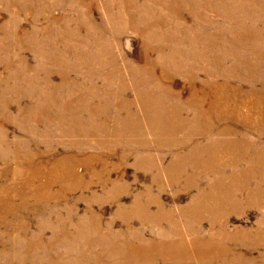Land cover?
<instances>
[{
    "label": "bare ground",
    "instance_id": "obj_1",
    "mask_svg": "<svg viewBox=\"0 0 264 264\" xmlns=\"http://www.w3.org/2000/svg\"><path fill=\"white\" fill-rule=\"evenodd\" d=\"M133 1L134 5L129 0H118V19L133 21L134 17L128 12L135 13L136 5L147 10L143 0ZM153 1L158 5H153V18L145 27L153 36L143 37L153 42V48L143 44L140 56L143 58L133 64L124 63V68H135L139 77L141 75L147 81L127 84L126 70L112 71L110 67L116 61L104 62L101 58L99 48L109 40L103 37V32L93 28L91 13L97 7V0H0V9L8 16L0 26V64L4 72V78L0 72V115L3 120L16 123L32 138L40 135L42 139H35L32 145L42 142L46 148L37 153L38 156L48 154L52 146L60 143L69 148L47 168L35 160V154L29 153L27 148V153L21 158L22 141L8 139L0 127V161L7 163V159L13 157L24 165L25 160L27 174L21 186L42 189V195L31 197L47 205L51 200L66 198L71 191L89 190L93 179L105 187L110 184L108 175L103 179L100 173H92L89 180H85L75 170L80 162L77 156L98 149L84 158L85 164L99 162L104 156L116 152L119 159L127 160L139 152L151 153L150 141L153 161L146 158L145 164L141 161L138 167L151 169L153 165L152 182L158 192L163 191L166 185L182 184L185 190H200L198 195L194 193L187 205L177 212L167 209L158 195H153L144 204L135 198L133 212L140 215L142 221L152 223L156 229L167 225V229H161L155 238L148 240L139 232H130L126 236L124 231H114L110 222L102 226L96 217L88 220L89 233L80 228L79 221L72 226L74 214L69 208L61 217L55 213L58 208L51 207L47 216H55V222H44L40 229L42 232L50 229L51 236L47 241L40 235L24 245L12 240L16 244L13 249L23 248L25 251L32 247L41 253L40 262L26 252L19 255L17 262L2 253L0 264H25V261L33 264H257L250 251L264 248V218L256 223L255 229L240 231L228 228V216L251 207L261 209L264 214V145L257 146L256 142L243 138L235 139V131L230 125L233 119V86L229 84L228 77L223 83L218 81V76L229 74V70L222 66L217 70L205 68L203 75L210 79L209 82H204L199 73L197 76L188 73L200 70L195 64L187 63L193 50L168 51V39L163 33L169 30L170 25L163 21H167L169 13L163 9L160 0ZM105 5L111 13L112 2ZM56 7L68 8L69 12L53 16L51 10ZM189 9L196 25L220 23L218 27L229 31L226 37H221L222 41L245 38L241 32L246 28H252L248 39L260 41L262 38L256 35L257 31L264 36L262 0L238 1L236 6L208 2L203 6H189ZM162 10L166 15L159 13ZM168 10L173 15L171 23L188 26L182 20L181 11L170 7ZM257 14L263 17L254 23L255 28L254 24L246 25L245 20L253 21ZM22 15L30 17L32 27L29 30L15 23L21 22ZM73 17L85 29L70 28ZM67 29L64 41L60 40L58 34ZM145 29L141 28L139 34L144 36ZM234 31L237 32L235 37L231 35ZM176 42L179 45L187 43L181 39ZM112 45L115 54L112 57L115 58L121 52L118 42ZM25 51L31 53L35 64L29 62ZM71 54L74 62L59 64L57 56L62 55L61 59L69 60ZM228 56L222 55L220 61ZM196 59L198 56H194ZM213 73H217V78L213 79ZM54 74L59 77L58 83L53 82ZM173 74L185 75L189 84L187 98L182 99L181 93H175L171 86L165 84ZM129 86L136 91L131 100L127 98ZM151 86L153 93L149 92L152 91ZM12 104L15 115L10 112ZM139 123H148L146 134L150 136L149 140L145 139V130L139 128ZM171 123H186V127L184 124V127H170ZM40 125L44 128L42 132L38 131ZM245 128L250 127L245 125ZM255 131L263 137L264 123ZM92 137L93 143L89 141ZM10 147L14 150H9ZM105 148L108 149L107 154L103 150ZM17 172L24 173L22 170ZM162 175L167 177L166 182L161 181ZM203 184L207 186L205 189ZM53 185L57 186L56 192L51 191ZM3 188L0 187L2 204L9 199L8 195L1 198ZM27 197L22 199L23 203ZM150 203L155 205L153 212L150 211ZM8 213L14 214L12 223L4 219ZM123 213L125 211L119 216H124ZM16 214L15 210L3 209L0 225L7 229L18 223L21 233L23 224ZM204 221L208 224L207 230L202 228ZM126 224V231L131 230V223ZM70 226L73 229L68 234L60 230ZM1 232L0 243L6 244L5 239L1 240L5 238ZM60 248L62 253L57 252ZM241 249L248 250L247 255L240 252ZM261 260L264 264V255Z\"/></svg>",
    "mask_w": 264,
    "mask_h": 264
},
{
    "label": "rangeland",
    "instance_id": "obj_2",
    "mask_svg": "<svg viewBox=\"0 0 264 264\" xmlns=\"http://www.w3.org/2000/svg\"><path fill=\"white\" fill-rule=\"evenodd\" d=\"M163 4V9L167 12L168 17L167 21H163L170 25L168 31H164V38L168 39V51L170 49H178V50H193L192 58L188 59V62L195 64L198 69L202 70H193L188 73L196 74L199 73V77L203 79L204 82H209L210 79L203 75L205 68H212L217 70L219 67H224L229 70V74L218 76V81L223 83L224 78L228 77L229 84L233 86V103H232V121L230 125L233 127L235 131V139H245L256 142L257 146L264 145V136L259 137L255 131L256 127H259L264 123V36L257 31L256 35L261 36V40L248 39L252 32V28L249 30L244 29L241 34L243 37L240 40L230 39L222 41L221 37H226L229 31H225L220 26L214 24H206L200 23L195 24V20L193 18V14L189 11V6L198 7L203 6L204 4L211 2L216 5H222L229 3L232 6H236L238 1L249 2V0H160ZM253 1V0H251ZM111 3V13L105 8V3ZM131 4H135L133 0H129ZM143 2L147 5V10L141 9L136 5V12H128V15H132L134 17L133 21L128 20L127 18H119L118 15L120 13L117 12L119 7L118 0H97V7L91 13L93 28L96 31L103 32V37L108 38L109 42L107 44L102 43L101 45V58L104 62H113L111 65L112 71H118L125 69L128 75L125 80L127 84H131L132 81H136L137 83L144 80L143 77L136 72L135 68H124L125 64L136 63L139 61L140 56L143 53V44L149 47V49L153 48V42L150 43L146 41L143 37L153 36V34L145 29L147 25L150 24L153 15V5L155 6V2L153 0H143ZM154 2V3H153ZM264 4V0H262ZM158 5V4H156ZM173 9L175 11H181L184 22L188 26H181L171 23L170 21L173 18V15L170 14L168 8ZM105 8V9H104ZM104 9V10H103ZM234 9V8H232ZM162 10L159 13L162 15H166V12ZM69 12L68 8L64 7H56L52 8L51 14L53 16H59L61 13L67 14ZM108 15L106 18L105 13ZM155 15V14H154ZM10 16V14H9ZM20 17V23L15 22L16 24L22 25L26 30H29L32 27V22L30 17ZM262 14H257L253 21L250 19H246V25H251L259 22V18H262ZM8 18L7 13L0 9V26L2 23L6 21ZM95 18V19H94ZM163 18V17H161ZM165 19V18H163ZM95 20V21H94ZM215 20V18H214ZM136 21V22H135ZM97 22V24H95ZM188 22V23H187ZM193 23V24H190ZM190 25V26H189ZM254 24V28H255ZM70 28L74 29H85L82 23H78L74 21L70 26ZM145 29V35H140L139 30ZM185 28V29H184ZM224 32H223V31ZM68 33V29L59 35V39L64 41L65 35ZM264 33V32H263ZM232 36H236L237 32L234 31L231 33ZM142 36V37H141ZM150 38V37H149ZM142 39L145 42H142ZM181 39L187 41L184 45H179L176 40ZM194 39V42L191 41ZM52 40V39H51ZM173 40H175L173 42ZM118 42L119 51L121 52L119 56H114L113 45L112 43ZM63 46L61 45V49L63 51ZM48 50L51 48H47ZM185 52V51H184ZM26 58L29 60L31 64H35V60L29 51L24 52ZM229 54L227 58H225L222 62L220 58L222 55ZM63 55V54H62ZM62 55L57 56L59 58V64L69 63L71 61L74 62L73 55L69 56V60L61 59ZM194 56H198V59L194 60ZM260 56V57H259ZM54 63V62H53ZM17 67L19 66V62L16 63ZM261 67V68H260ZM0 72H3V67L0 64ZM212 72V71H211ZM214 72V71H213ZM233 72V74H232ZM240 72V73H239ZM235 74V75H234ZM213 79L217 78V73H213ZM4 78V72L1 75ZM174 77V78H173ZM53 82L58 83L59 77L54 74L52 76ZM124 78V77H121ZM171 86L172 91L175 93H181V98H187L189 94V84L185 78V75L181 74H173L169 80L165 82ZM253 84V85H252ZM147 85V84H146ZM151 90L149 92L153 93V86H151ZM128 99L131 100L133 93H136L135 89H131V86L128 88ZM34 98L35 95H34ZM10 99L13 101L14 98ZM24 100V99H23ZM24 104V103H23ZM39 104V103H38ZM10 108V112L12 115H15L16 110L14 108V104H12ZM141 125L142 131L145 130V139L149 140L150 136L146 134L147 127H149L148 123H139ZM186 127V123H171L170 127L176 125L178 127ZM148 125V126H147ZM249 126L250 128H245ZM0 127L6 133L7 138L10 140H14V138H18L22 141L23 144V153L21 152L23 158V154L29 153L35 154L34 159L41 162L45 167H50L52 165V161L56 158H59L65 154L66 149H69L65 143H60V145L52 146L51 150L48 154H43V156H38L37 153L43 152L46 148L44 143L35 144V139H40V135H36V137L29 136L28 132L23 133L17 124L11 121L3 120L0 115ZM38 131H43V126L40 125L38 127ZM245 128V129H244ZM20 137V138H19ZM51 139V137H49ZM94 137L90 138L89 141L91 143L94 142ZM17 139V140H18ZM42 139V138H41ZM79 140V138L77 137ZM68 139L65 140V142ZM73 140V139H71ZM31 141V142H30ZM28 143L27 147L24 145ZM149 147L151 146V153L142 154L139 152L138 154L130 155L127 160L119 159V154L116 152L115 154H109V156H104L100 161L102 162H92L85 164L84 158L88 156L89 153H94V151L98 149L91 150L89 153L85 152L78 157L79 163L75 167V170L82 174L85 180H89V176L92 173H100L103 175V179H105V175H108L109 179L106 187L103 186L98 180L93 179L92 184L89 190H74L67 193L66 198L62 200H51L47 202V205L42 204L41 202H37L33 197L36 195H42L43 190L38 189L37 187L31 186H21V181L27 174V165L18 163L15 158L10 157L7 159V163L4 161H0V187H4V192L1 195V198L5 196H9L5 203H1L0 201V213L3 209L7 211H16V218L19 219L23 224L22 232L19 231V224L16 223L8 227L7 229L0 225V231L4 232L5 238L1 240H6V244L0 243V255L2 253H6L11 259L16 261L19 255H23L26 252L30 257H34L36 260L40 262L42 258V254L29 247L23 250L21 249H13V241H18L21 244H25L34 240L40 235V237H44L43 240H48L51 236L50 229L46 228L44 232H42L41 225L44 222H55V216H47L51 207H54L55 210L58 208V211L55 213L59 214L61 217L65 214L64 211H71L73 216V221L71 222L72 226L76 225L77 222L80 224V228L87 230L89 233L91 232L88 228L89 218L96 217L97 220L100 221V224L104 226L106 223L110 222L112 226V230L114 231H124V233L130 232H139L140 235L148 240L151 238H155L157 236V232L161 229H167V225L163 224L161 229H156L153 227L152 223L142 221L141 216L135 214L133 212V204L135 198L141 202V204L146 202L149 198H153V195H158L161 203L167 208L172 209L177 212L178 209L185 207L189 202L191 196L200 190H185L182 187V184L176 186L166 185L163 188V191L158 192L157 187L153 186V168L151 165V169L145 167H138L141 161H146V158H149L153 161V146L152 142H148ZM18 144V149H19ZM27 148V150H26ZM9 150H14V147H10ZM20 150V149H19ZM106 150V154L108 149ZM99 151V150H98ZM37 154V155H36ZM140 157V159H139ZM137 160V161H135ZM169 160V158H168ZM138 163V164H137ZM142 164H145L142 163ZM88 165V166H87ZM15 167V168H14ZM137 167V168H136ZM147 169V170H146ZM17 170H22L24 173H18ZM161 181L166 182L167 177L165 175L160 176ZM209 181V179H208ZM152 182V183H151ZM37 183V182H35ZM117 183V184H116ZM205 189L206 184L202 185ZM110 187V188H109ZM57 186L53 185L52 190L56 192ZM110 189V190H109ZM115 190V191H114ZM202 190V189H201ZM107 192V193H106ZM111 192V193H110ZM160 194V195H159ZM107 195V196H106ZM109 195V197H108ZM25 196H28L25 200V203L22 202ZM120 199L115 200L116 197ZM100 197V198H99ZM112 197V198H111ZM145 198V199H144ZM105 199V200H104ZM90 200V201H89ZM100 201V202H99ZM133 201V202H132ZM151 204V205H150ZM150 211L155 209V205L150 203ZM50 208V209H49ZM69 208V209H68ZM126 209V210H125ZM122 210V211H121ZM46 211V212H45ZM123 213L124 216L120 213ZM232 212V211H231ZM261 209L257 207L246 208L242 211V213H231L228 216V228L230 230H253L256 227V223L261 221L264 218V214L261 213ZM261 214V215H260ZM14 214L8 213L4 218L5 221L11 222L14 219ZM129 216V217H128ZM124 217V218H123ZM123 218V219H122ZM75 219V220H74ZM52 220V221H51ZM54 220V221H53ZM141 221V222H140ZM180 222H183L182 219H179ZM76 222V223H75ZM126 222L131 223V230H127ZM39 225V226H38ZM150 225V226H149ZM72 226L69 228H61L60 230H64V234H68L70 230H72ZM39 227V228H38ZM203 230H207L208 224L206 221L202 223ZM14 229V230H13ZM15 235V236H14ZM17 235V236H16ZM13 240V241H12ZM66 241L67 239H63ZM8 241V242H7ZM136 243V242H135ZM137 244V243H136ZM61 249V248H60ZM57 249V252L62 253L63 249ZM242 250V249H241ZM240 252H244L247 255V251L242 250ZM250 255L254 257L257 261V264H262L261 256L264 255V248L260 250L250 251ZM37 261V262H38ZM159 260H156L158 262ZM17 262V261H16ZM36 263V261H34ZM25 264H33L30 261H25Z\"/></svg>",
    "mask_w": 264,
    "mask_h": 264
}]
</instances>
